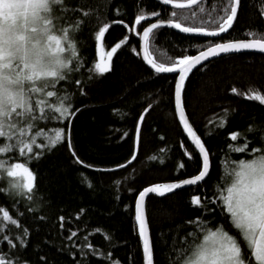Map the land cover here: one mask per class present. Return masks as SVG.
I'll use <instances>...</instances> for the list:
<instances>
[{
	"label": "trees",
	"instance_id": "16d2710c",
	"mask_svg": "<svg viewBox=\"0 0 264 264\" xmlns=\"http://www.w3.org/2000/svg\"><path fill=\"white\" fill-rule=\"evenodd\" d=\"M65 4L93 12L74 36L81 66L68 75L67 81L57 85V91L71 97L72 109L78 110L70 126L71 147L79 160L92 167L76 163L67 142L51 152L42 150L39 159H32L28 167L36 177L33 199L0 192V206L9 210L20 225H9L0 233V253L8 254L19 264H113L117 260L120 264H145L135 221L139 193L156 183L197 175L201 170V155L194 150L176 113L177 76L156 74L143 62L137 33L154 21L170 19L188 27L213 29L216 25L204 23L203 18L223 14L227 0H203L190 9L170 8L156 0H65ZM262 8V0H241L233 27L218 39L161 27L154 31L149 51L157 62L171 63L215 43L264 38ZM141 10L159 15L130 32L128 29L134 26L135 16ZM173 11L176 17L171 16ZM193 11L197 12L195 17L191 15ZM78 18L79 12H69L60 23L72 24ZM104 22H109L110 27L100 42L95 35ZM125 37L127 43L112 58V70L103 75H90L89 69L98 61L101 45L110 51ZM77 80L79 84L75 83ZM233 87L237 89L235 94L231 91ZM249 90L264 94L262 54L222 56L197 68L187 79L183 92L185 111L210 153L211 171L199 185L147 199L154 264L175 261L174 249L181 248L183 237L195 228L188 223L194 218L211 221V226L218 223L228 226L219 208L202 213L191 200L194 195L213 198V203L206 207H215L214 186L221 182L225 157L229 156L232 161L250 158L229 153V144L243 143L242 139L231 141L230 134L244 133L251 141L249 148L264 147L259 139L264 130V105L248 100L245 94ZM147 109L136 159L127 167L115 169L135 153L138 121ZM222 118H226V125L217 127ZM45 123L41 122L40 127L44 128ZM59 127L67 130L68 122L52 120L47 124V131L51 133ZM249 127L255 131L248 132ZM186 152L194 158L188 159ZM179 163L184 164L183 169L178 168ZM81 174L91 181V188L81 182ZM5 187V182L0 181V188ZM60 217H64L63 227ZM71 232L76 235L69 238ZM21 236L24 244L20 242ZM4 237L16 247L11 248Z\"/></svg>",
	"mask_w": 264,
	"mask_h": 264
},
{
	"label": "snow or ice",
	"instance_id": "6c2138e0",
	"mask_svg": "<svg viewBox=\"0 0 264 264\" xmlns=\"http://www.w3.org/2000/svg\"><path fill=\"white\" fill-rule=\"evenodd\" d=\"M163 3L173 5L177 9H185L200 5L202 0H184V2L163 0ZM240 3L241 0H227V6L222 9L223 14L204 17V23L216 25L213 29L202 26L188 27L170 19L151 23L143 27L142 32L137 33L143 40V59L155 73L178 74L174 93L175 107L184 131L193 141L194 150L201 155V170L195 177L180 182L149 186L139 193L135 205V221L142 239L145 264H154L145 198L150 193L163 197L166 193H172L185 186L199 185L210 172V153L201 137L193 130L185 112L182 96L185 81L193 69L203 66L202 62L222 54L238 53L242 50H257L264 53V38H255L215 43L198 51L195 56L185 54L171 63L157 62L149 51L150 39L154 38V30L165 25L184 33H197L207 37L220 36L232 28ZM199 11L204 12V9L199 8ZM69 12H79L80 18L72 24L60 23L65 20ZM261 13L264 14V8L261 9ZM158 15L155 12L144 13L141 10L135 16L134 26L128 30L135 32V26ZM191 15L195 17L197 12L193 11ZM92 16L93 12L90 9L79 6L69 8L65 0H0V181L6 184L5 188H0V192L31 201L36 189V177L28 164L32 159H39L43 155L42 150L51 152L65 142L76 163L84 167H92L79 160L71 147L70 126L78 110L72 109L69 95L57 91V85L67 81L68 75L81 66V57L74 36L80 31L84 20ZM171 16L176 17L177 13L173 11ZM112 23H123V21ZM109 27L110 23L104 22L96 32L95 39L103 42ZM248 35L255 36V33ZM126 43L127 37L106 53L101 45L100 60L89 69L90 75L110 72L114 54L122 44ZM75 83L79 84L80 81L77 80ZM231 91L237 93L235 87ZM245 95L248 100H255L264 105V94L249 90ZM52 120L67 121V130L59 127L49 133L47 124ZM143 120L142 114L138 125ZM41 122H46L44 128L40 127ZM225 125L226 118H222L216 126L223 128ZM247 131L255 130L249 127ZM208 135H211V132ZM139 139L138 126L137 145ZM238 139H242L243 143L229 144V153H240L242 157L250 158L232 161L229 156L225 157L221 182L214 186L215 207L211 209L206 207L213 203V198L202 199L201 196L194 195L191 200L192 205L199 208L202 213L205 210L215 212L219 208L221 215L227 219L228 226L223 223L211 226V221L194 218L188 223L195 225V228L183 237V246L174 249L176 259L170 260V264H264V147L249 148L251 141L244 133L230 134L231 141ZM259 139L264 144V130L261 131ZM10 154L14 155L10 156ZM185 154L188 159L194 158L190 153ZM135 159L134 153L126 164L119 167H127V164ZM151 159L155 160L156 157ZM178 168L183 169L184 164L179 163ZM81 182L89 188L92 187L91 181L83 174H81ZM116 183L119 184V181ZM59 219L63 227L64 217ZM9 225L20 226L9 210L0 206V233L6 231ZM23 235H27L26 230ZM75 235V232H71L69 238ZM4 239L8 240L7 237ZM20 242L25 243L23 236ZM8 243L11 248L16 247L13 241L8 240ZM108 259L111 257L109 256ZM0 264H18V261L8 254L0 253ZM113 264L120 262L117 260Z\"/></svg>",
	"mask_w": 264,
	"mask_h": 264
},
{
	"label": "water",
	"instance_id": "95a60500",
	"mask_svg": "<svg viewBox=\"0 0 264 264\" xmlns=\"http://www.w3.org/2000/svg\"><path fill=\"white\" fill-rule=\"evenodd\" d=\"M156 1H158V2H160L161 4H163V5H165L164 3H163V0H156ZM203 1V0H202ZM179 2H184V0H179ZM165 6H167V7H170V8H174V9H177V8H175L173 5H165ZM195 7V6H194ZM240 8V7H239ZM239 8H238V11H237V16H238V12H239ZM185 9H190V8H185ZM156 19V17L154 16V17H151L149 20H151V21H154ZM236 19H237V17H236ZM236 21V20H235ZM235 21L233 22V25H234V23H235ZM144 22V21H143ZM156 22H159L158 20L157 21H154V22H152V23H156ZM136 27L137 26H135V29H136ZM162 27H168V28H171V29H174V30H176L177 32H179V33H182V34H187V35H193V36H199V37H204V38H211V39H218V38H220V37H222V36H224V35H226L231 29H229V31L228 32H226V33H222L220 36H216V37H207V36H204V35H202V34H197V33H184V32H182V31H180L179 29H176V28H172V27H169V26H167V25H165V26H162ZM233 27V26H232ZM155 31V30H154ZM140 39H141V47H140V55H141V58H142V60H143V62L150 68V69H152L151 68V66L143 59V56H144V53H143V40H142V36L140 35ZM245 40H249V39H242V40H235V41H245ZM229 42V41H228ZM219 43H222V42H219ZM206 49V48H205ZM204 50V49H203ZM239 53H258V54H262V55H264V53H261V52H259V51H257V50H242L241 52H238V53H231V54H239ZM198 53H196L195 55H197ZM231 54H227V55H231ZM195 55H193V56H195ZM227 55H221V56H219V57H216V58H211L209 61H204V62H202L203 63V65L204 64H206V63H208V62H210V61H212V60H214V59H217V58H220V57H222V56H227ZM199 67H201V66H197V68H199ZM197 68H195V69H193L192 70V72L189 74V76L197 69ZM153 71H154V69H152ZM155 72V71H154ZM163 74V73H162ZM167 74H172V75H176L177 76V79H178V74L177 73H167ZM189 76H188V78H189ZM187 81V80H186ZM186 81H185V83H186ZM176 83H177V81H176ZM184 87H185V85H184ZM183 92H184V90H183ZM182 96H183V94H182ZM175 109H176V107H175ZM147 112H148V109L147 110H145L144 112H143V115H144V118H145V116H146V114H147ZM186 112V111H185ZM176 113H177V110H176ZM186 115H187V113H186ZM177 116H178V113H177ZM188 117V116H187ZM178 119H179V116H178ZM188 120H189V118H188ZM143 122H144V120H143ZM143 122H141V123H139V128H140V134H141V128H142V124H143ZM179 122H180V120H179ZM189 123L191 124V122H190V120H189ZM180 124H181V122H180ZM192 125V124H191ZM181 126H182V124H181ZM192 127H193V125H192ZM182 128H183V126H182ZM184 130V129H183ZM193 130L194 131H196L195 129H194V127H193ZM185 132V131H184ZM185 134L187 135V133L185 132ZM198 134V133H197ZM199 135V134H198ZM188 137V136H187ZM189 138V140L192 142V144H193V141H192V139L190 138V137H188ZM139 141H140V139H139ZM135 142H136V140H135ZM202 142H203V140H202ZM204 143V142H203ZM194 145V144H193ZM138 150H139V143H138V145H137V143H136V145H135V155H136V157H137V155H138ZM133 161L134 160H132V162L131 163H128L127 164V166L128 165H130V164H132L133 163ZM210 162H211V160H210ZM126 164V163H125ZM120 168H124V167H117V168H115V169H120ZM111 170H114V169H111ZM210 171H211V167H210ZM209 174H210V172H209ZM196 176V175H195ZM195 176H193V177H195ZM209 176V175H208ZM207 176V177H208ZM193 177H189V178H193ZM207 177L205 178V180L207 179ZM189 178H186V179H189ZM182 180H184V179H182ZM182 180H177V181H172V182H163V183H156V184H153V185H157V184H167V183H173V182H180V181H182ZM204 180V181H205ZM202 183V182H201ZM153 185H150V186H153ZM149 187V186H148ZM187 187H190V186H185L184 188H182V189H185V188H187ZM147 188V187H146ZM182 189H177V190H174V192H177V191H179V190H182ZM143 191V190H142ZM174 192H172V193H174ZM172 193H166L165 194V196H167V195H170V194H172ZM152 195H154V196H158V197H161V196H159L158 194H155V193H150L146 198H145V211H146V204H147V199L150 197V196H152ZM164 197V196H163ZM138 200V199H137ZM146 216H147V211H146ZM147 220H148V218H147ZM148 226H149V222H148ZM149 230H150V227H149ZM150 235H151V232H150ZM154 254V253H153Z\"/></svg>",
	"mask_w": 264,
	"mask_h": 264
},
{
	"label": "rangeland",
	"instance_id": "374dc122",
	"mask_svg": "<svg viewBox=\"0 0 264 264\" xmlns=\"http://www.w3.org/2000/svg\"><path fill=\"white\" fill-rule=\"evenodd\" d=\"M103 50H104V48H103ZM107 51H108V50H104V53H106ZM101 54H102V53H100V55H99V59H98L97 62H99ZM18 264H19V263H18Z\"/></svg>",
	"mask_w": 264,
	"mask_h": 264
},
{
	"label": "flooded vegetation",
	"instance_id": "af4514ba",
	"mask_svg": "<svg viewBox=\"0 0 264 264\" xmlns=\"http://www.w3.org/2000/svg\"><path fill=\"white\" fill-rule=\"evenodd\" d=\"M151 24V23H150Z\"/></svg>",
	"mask_w": 264,
	"mask_h": 264
}]
</instances>
